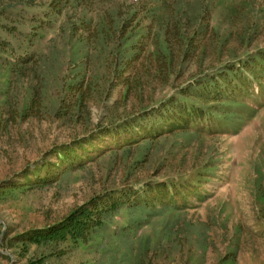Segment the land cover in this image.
Listing matches in <instances>:
<instances>
[{"label":"rangeland","instance_id":"rangeland-1","mask_svg":"<svg viewBox=\"0 0 264 264\" xmlns=\"http://www.w3.org/2000/svg\"><path fill=\"white\" fill-rule=\"evenodd\" d=\"M37 261L264 264V0H0V264Z\"/></svg>","mask_w":264,"mask_h":264},{"label":"trees","instance_id":"trees-1","mask_svg":"<svg viewBox=\"0 0 264 264\" xmlns=\"http://www.w3.org/2000/svg\"><path fill=\"white\" fill-rule=\"evenodd\" d=\"M94 205V206H93ZM93 208L83 206L76 212H74L70 217L58 228L44 230L39 232L35 236L31 237L32 242L41 241H53L57 239H66L68 236L75 241L83 237L88 228L96 227L102 222L96 217V215H101L103 209H99V202L95 201L93 203ZM40 261L32 262L31 264H39Z\"/></svg>","mask_w":264,"mask_h":264}]
</instances>
